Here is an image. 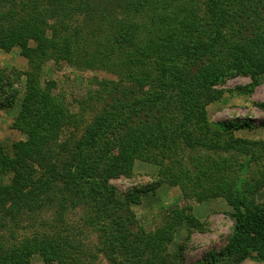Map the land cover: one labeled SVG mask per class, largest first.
I'll use <instances>...</instances> for the list:
<instances>
[{
  "label": "trees",
  "instance_id": "16d2710c",
  "mask_svg": "<svg viewBox=\"0 0 264 264\" xmlns=\"http://www.w3.org/2000/svg\"><path fill=\"white\" fill-rule=\"evenodd\" d=\"M14 49L30 68H0V109L22 96L14 129L25 137L9 153L0 145V264H33L36 255L45 264H95L98 255L108 264H176L168 246L177 229L201 228L191 209L177 207L149 233L132 209L148 190L120 197L109 184L131 177L145 154L160 168L159 184L198 202L224 198L234 210L228 245L196 264L264 263V209L235 196L222 174L228 160L211 155L249 151V142L221 132L255 125L221 122L214 130L207 119L225 80L264 74V0H0V52ZM50 62L113 79H91L95 89L74 113L42 81ZM184 150L206 154L190 157V171ZM82 208L81 222L98 234L95 254L61 231ZM48 212L54 225L43 222L46 232L16 237Z\"/></svg>",
  "mask_w": 264,
  "mask_h": 264
},
{
  "label": "rangeland",
  "instance_id": "374dc122",
  "mask_svg": "<svg viewBox=\"0 0 264 264\" xmlns=\"http://www.w3.org/2000/svg\"><path fill=\"white\" fill-rule=\"evenodd\" d=\"M0 68L26 73L29 63L19 49L10 53L0 52ZM93 78L112 80L107 73L83 72L64 63H48L43 69L42 81L45 84H55L53 94L64 100L74 113H80V103L88 100V94L95 86L90 85ZM25 78L16 83V89H24ZM224 92L223 98L207 107V119L214 130H219L217 124L221 122H234L241 120L252 121L255 128L227 132L222 131V138H234L249 142V151L241 153H220V156L212 155L219 163L223 160L227 171L222 172L226 178L232 181V191L235 196L245 198L247 204L261 205L264 209V74L255 77L253 74L237 75L224 81L218 86ZM247 89L251 91L247 92ZM22 96H18L11 107L0 109V145L6 152H11L13 144L22 141L25 137L14 129V122L19 115ZM93 113H89L91 117ZM72 130L67 128L62 133V138L69 136ZM204 155L205 152H191L184 150L181 154L182 166L191 167L190 157ZM137 159L131 177L121 176L113 178L109 184L115 187L120 197L134 195L140 190H148L140 197V202L132 207L139 225L147 232H154L163 227L171 218L172 212L177 207L191 209L192 215L200 222L201 228L194 229L184 222L176 231L174 240L168 246V253L176 264H196L204 261L213 252L224 249L232 236L234 220L231 214L233 208L224 198L207 199L198 202L196 198L186 199L180 186L159 184L158 165L147 159ZM152 157V156H150ZM178 170V168H176ZM190 171L193 169H189ZM85 209H77L71 212L66 219V224L61 225L69 232L63 235H71L77 241L85 243L95 254L97 247V232L90 226L81 222ZM54 225L52 212L39 215L32 230H19L18 239L29 237L37 230L46 232L41 228L42 223ZM25 225V224H24ZM47 227V226H46ZM41 228V229H40ZM54 232V229L47 231ZM229 264H264L255 258H248L240 263ZM33 264H45L43 259L36 255ZM95 264H108L102 255L93 262Z\"/></svg>",
  "mask_w": 264,
  "mask_h": 264
}]
</instances>
